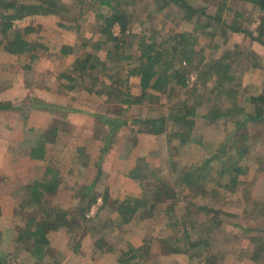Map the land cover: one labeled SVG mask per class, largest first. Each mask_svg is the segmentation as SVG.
<instances>
[{
	"label": "rangeland",
	"instance_id": "1",
	"mask_svg": "<svg viewBox=\"0 0 264 264\" xmlns=\"http://www.w3.org/2000/svg\"><path fill=\"white\" fill-rule=\"evenodd\" d=\"M58 1L66 11L62 15L36 16L15 23L16 29L33 28L34 32L28 36V40L36 48L37 59L33 63H30V55L17 58L0 51V83L8 84L10 76H13L8 74L9 71H16V74L19 72L16 76L21 80L20 89L13 90L14 95L20 96L5 98L11 108L19 109L15 112L18 115L13 114V127L16 124L20 126V123L21 126L25 125L20 120V115L29 117L32 124H42L37 112L29 107L30 105L39 111L36 103L42 102V95L45 96V102L48 101V104L60 108L57 110L58 113L53 111L43 123L46 129L44 134L42 133L46 159L43 162L24 164L23 169L20 168L21 170L12 176H0V208L3 214V218L0 217V227L1 225L8 227L4 232L0 231V264H9L7 258L9 253L14 251L15 246L21 245L13 244L17 233L15 231L24 228L31 217H34V211H39L29 208L20 211L17 207L26 195L27 186L35 179L46 177L47 167H52L53 171H56L57 179H62L67 190L81 197L77 201H69L67 194L65 201L62 193V196L56 193L44 198L43 205L46 208L61 207V210L63 208L67 214L65 219L71 225L47 234L48 255L45 256L42 264H56L58 252L55 249L59 243L64 242L70 234L69 243L75 244L76 237L80 236L77 232L74 237L75 228H80L79 231L84 234L85 229L90 230L89 224L93 225V232L100 230L101 235L109 234L113 230L115 232L112 240L115 242L116 252L112 253V257L107 261L103 259L101 264H122L120 261L136 264L130 261V256L127 254L132 251L128 250L127 244H130L128 241L136 245L138 242L141 244L139 251L144 257L141 260L142 264H264V122L246 123V126L241 128L242 126L239 127L234 123L235 121L243 123L244 117L240 115H236L234 121L231 118H220L208 122L201 117L210 109L223 113L240 107L247 113L252 112L251 104L245 103L243 99L264 91V46L252 41L251 37L245 34L227 33L226 37L215 36L213 39L210 36H203L201 30H194L193 20L187 22L182 14L173 10L174 8L156 14L154 6L156 0H125L123 4H127L125 5L127 13H133L128 29L131 34L139 36L143 31L152 28L167 32L170 27L176 33L193 32L198 40L196 49L200 51L194 62L196 64L203 57V65L208 67L218 61L222 55H226L223 62L229 65L228 74L231 80L226 84L225 90L231 91L235 100L228 99L226 94L219 96L215 90L210 93L213 81L203 85L200 73L190 69L185 81L186 88L172 92L169 105L165 104V108L160 102L147 101L143 105L132 106L133 108H129L126 115L118 116V104L110 98L88 94L82 90L79 82L75 83L77 86L73 91H68L65 89L68 84L62 79L58 80L59 74L68 71L77 57H82L84 51L90 50V47L82 48L84 42L88 41L92 44L100 39L101 22L96 15L97 12L109 14V11L105 7H99L95 0ZM186 1L192 7L204 10L207 15H214L220 0ZM223 1L227 8L230 7L242 14L239 19L242 28L253 31L255 37L262 33L261 37L264 39L263 14L242 0ZM112 30L118 35L117 25ZM1 37L0 35V39ZM63 45L73 47L74 54L69 56L60 54L59 49ZM111 46L107 44L97 53L100 60L105 59L106 52ZM28 64H31L30 70L21 68L22 65ZM191 76L194 80L189 82ZM105 82L108 83L107 80ZM86 83L90 84L88 81ZM100 84L101 82H94L93 85L98 88ZM129 85L131 93L138 96L141 91L139 79L130 78ZM21 89L24 91L20 92ZM195 102H199L201 106L196 109L194 126L188 143L181 144L178 138L172 137L178 130L169 122L166 123V131L158 136L144 132L146 128L137 124L138 120L158 119L169 113L163 109L172 108L176 111L179 106L191 107ZM70 110L75 112H68ZM70 113L77 114L78 125L70 122L68 118ZM118 119L126 120L128 126L116 127L114 132L111 120ZM26 128V126L21 127L22 135L23 133L26 135ZM244 134L248 136L244 143L247 147L250 143L249 148L243 160H236L235 147L240 146L241 136ZM47 138L50 142L46 141ZM108 140L111 145L108 153H115V157L119 155L121 158L117 157V159L123 162V166L125 164L122 156L124 155L125 161H128L134 147L139 146L140 143L154 142L158 150L163 152L165 159L151 156L146 158L145 164L138 162L134 171H129L125 167L126 173L132 172L138 177L134 179L137 193L130 192V199L139 198L146 204L144 209H140L134 216L143 217V220L136 222L138 224L136 227L141 226L140 233H130L133 230L131 229L133 225L130 227V223L123 224L126 226L119 228L117 221L115 222L117 215L109 217L111 222L107 227L99 228L97 224L101 220L97 219L96 215L93 217L94 205L86 212V221L79 217L80 211H86L91 196H96L99 191L97 187V191L94 190L93 194L90 192V195L83 198V192L89 188L90 182L94 179V170L85 173L84 168L91 163L100 164ZM245 145H241V149ZM222 150L224 155H221ZM215 154L221 156V159L224 156H234L235 160L232 159V162H238V165L245 169V174L237 175L239 184L235 187L231 186L229 189L221 187L228 185L231 175L235 174L232 173L233 163L229 162V158L225 162L227 164L221 167L222 161L214 158ZM25 158L26 154H24ZM153 160L156 161V165ZM207 161L208 164L205 166L209 171L206 181L186 187L182 179L183 173L190 171L192 167L203 166ZM80 166L83 168L78 169ZM93 168L96 169V165ZM98 178L95 181L96 186L102 183ZM165 191L169 194L166 195ZM99 195H102L101 192ZM105 195L109 196L108 192ZM98 198L101 199L100 196ZM202 207L205 211L198 210ZM106 208L109 213L117 212L114 204ZM170 210L178 221L176 227L168 228L164 232L156 231L159 225L168 223ZM145 217L147 219H144ZM120 218L117 217L118 221L121 220ZM40 219L41 217L38 216L35 221ZM184 228L188 233V240ZM207 229L210 231L207 232ZM247 229L250 231H246ZM100 234L97 233L96 241L93 240L95 238L83 236L81 252L87 254L88 258L93 253V247L101 251L107 249L108 244H105L102 238L99 239L101 241H97ZM123 234L127 235L123 236ZM200 234H206L208 247L200 245L197 249H191L190 244L197 241ZM175 239L179 241L174 242ZM108 240L112 241L110 238ZM165 240L167 243L163 242ZM172 248H179L181 251L170 254ZM261 249L262 253L258 254L257 261L251 260ZM19 258H22L20 264H23L24 260L28 264H35L34 260L28 254L25 256L24 252L19 254Z\"/></svg>",
	"mask_w": 264,
	"mask_h": 264
},
{
	"label": "trees",
	"instance_id": "2",
	"mask_svg": "<svg viewBox=\"0 0 264 264\" xmlns=\"http://www.w3.org/2000/svg\"><path fill=\"white\" fill-rule=\"evenodd\" d=\"M95 1L98 2L99 7H105L109 11V14L104 15L97 12L96 17L101 22L99 26L100 39L92 44L88 41L84 42L81 45L82 48L87 49V47H90V50L84 51L82 57H77L68 71L59 74L58 80L62 79L68 84L65 89L73 91L77 86L75 83L79 82L82 90L88 94L110 98L116 102L118 104V116H124L132 106L143 105L147 101L160 102L163 108H165V104L168 106L172 92L186 88V77L190 69H194L200 73V80H202L203 85H206L209 81H213V88L210 90V93L215 90L219 96L226 94L228 99L235 100L233 99L234 95H231V91L225 90L226 84L231 80V76L228 74L229 65L223 62L226 55H222L210 67L203 65V57L195 64L194 59L200 51L196 49L198 40L193 32L176 33L171 27L167 29V32H164L163 29L157 31L152 28L143 31V34L139 36H135L128 31L133 13H127L125 7L127 4H123L125 0ZM242 1L249 3L264 16V0ZM154 4L156 14H161L166 9L174 8L173 10L182 14L183 19L187 22L193 20L194 30H201L203 36H210L213 39L215 36L226 37L227 33L245 34L250 36L252 41L264 46V39L261 37L262 33H259L255 37L253 31L242 28L239 21L242 14L237 10H232L230 7L227 8L223 0H220L217 4L214 15H207L204 10L192 7L186 0H156ZM64 11V6L58 0H39L38 2H33L32 0H0V35L2 36L0 39V51H4L9 56L17 58L30 55V63H33L37 59V55H35L36 48L28 40V36L34 32L33 28L16 29L15 23L36 16H60ZM227 12L228 14H225ZM224 15L226 18H224ZM115 25L119 28L118 35H115L112 30ZM107 44H111L112 46L107 50L105 59L100 60L97 53L103 50ZM74 52L75 49L67 45H63L59 49V53L65 56L72 55ZM30 66L31 64L22 65L21 68L25 70L29 69ZM132 77L139 79L141 91L138 96L131 93L129 79ZM86 80L90 84L86 83ZM94 82H101V84L96 88L93 85ZM243 100L245 103L251 104L253 107L252 112L247 113L240 107L223 113L210 109L201 117L208 122H214L220 118H231L234 121V117L240 115L244 117L243 123L240 124L238 121L234 123L239 125V127L242 126L241 128L246 126V123L262 124L264 122V91L256 96L245 97ZM36 106H45L52 110L60 109L46 102H38ZM199 106L201 104L195 102L191 107L187 105L179 106L176 111L171 107L169 110L166 108L163 110L167 113L169 112L168 114H164L158 119L138 120L137 124H141L144 129L146 128L145 130L143 129L144 132L158 136L166 131V123L169 122L173 127H177L178 130L177 133H173L172 137L178 138L181 144H185L188 143V138L194 126L193 118L196 116V109ZM9 108L8 105L0 103V110H8ZM68 112H75V110ZM131 122L134 123V121ZM111 124L114 125V132L116 127L128 126L127 121L123 119L111 120ZM241 138L242 141L239 147L234 144L236 146V160H243L250 144L248 142L247 147L244 143L245 139L248 138L246 134L242 135ZM109 140L106 141L107 144L103 152L110 146ZM46 141H49V138ZM44 142L43 137L39 139L38 145L32 150V159H45ZM241 145H245V147L241 149ZM221 155H224L223 150ZM214 158L222 161L221 167L229 158V162L233 163L232 173L235 174L231 175L228 185L218 184L225 189H229L231 186L235 187L239 184L237 175L245 174L246 171L242 169L240 164L238 165V162H232L234 156H224L221 159V156L215 154ZM207 164L208 161L203 166L192 167L190 171L183 173L182 179L186 187L198 185L206 181V176L209 171V168L205 166ZM131 175H134L132 177L133 179H138L137 175L132 173ZM45 176L42 180L34 181L33 184L27 186L26 195L17 207L20 211L26 210L27 208L29 210L37 209L39 211H34V217H31L29 223L24 228L15 231L17 233L13 244L14 246L21 245L15 246V248L13 247L14 251L9 253L7 257L9 264H20L22 258H19V254L22 252L25 253V256L28 254L34 260L35 264H42L45 256L48 255L49 243L47 234L71 225L65 219L67 214L63 208L62 210L60 209L61 207L48 209L43 205L45 203L44 198L49 194H54L59 180L56 177V171H53L52 167L46 168ZM164 193L166 195L169 194L167 191ZM87 195L85 194L83 198H86ZM105 196L101 199L103 205L107 203L108 196ZM97 200V195L91 196V199L87 203L86 211H80L79 217L81 220L86 221V212L97 203ZM113 204L116 206V211L121 217L120 223H122V226L123 224L130 223L135 214L140 209L143 210L146 205L139 198H128L122 202H114ZM198 210L205 211V208H198ZM172 213V210L168 212L167 222L169 228L176 227L178 223ZM38 216L41 219L35 221V218ZM194 226L193 224L192 227L194 228ZM183 230L186 240H188V233L185 228ZM206 231L208 232L210 230L207 229ZM246 231L250 230L247 229ZM178 241V239H175L174 242ZM206 241V234L201 235L197 241L190 244V248L197 249L200 245H206L208 247ZM163 242L167 243L166 240ZM180 251L179 248H172L169 252L170 254H175L180 253ZM261 253L262 249L251 260L257 261L259 258L258 254ZM127 254L130 256V261L136 262V264H140L141 260L144 259L139 250L130 251ZM23 264L28 263L24 260Z\"/></svg>",
	"mask_w": 264,
	"mask_h": 264
},
{
	"label": "crops",
	"instance_id": "3",
	"mask_svg": "<svg viewBox=\"0 0 264 264\" xmlns=\"http://www.w3.org/2000/svg\"><path fill=\"white\" fill-rule=\"evenodd\" d=\"M31 69V68H30ZM29 69V70H30ZM19 70V68L17 69V71ZM14 73V74H13ZM19 72H17L18 74ZM10 75V79L8 81V84H4V83H0V103L4 104V105H8L10 107L9 104H7L9 101L5 100L6 97H10L14 95V91L13 90H18L19 88V84H21V80L18 77L17 78V74L16 71H9ZM16 77V79H15ZM18 82V83H17ZM13 83H17L16 85H14ZM24 91L23 89H21L20 92ZM26 93V91H25ZM14 96H20L19 94L14 95ZM42 98V102H45V96H41ZM46 103H48V101H46ZM50 104V103H49ZM29 107L31 109H33L32 111H34L35 113L37 112V115L39 118H41L42 124H32L31 121L29 120V117L27 118V116L22 117V115H20V120H22L25 125L23 124L21 126L22 123H20V126L18 124L15 125V127H13L14 125L12 124V121H14V115H18L17 113H15L16 111H19V109L17 108H9L8 110H0V176L4 177H8V176H12L15 174V172H18V170L20 171L22 168V166L24 164H29L31 162H43L44 160H35L31 158V153L32 150L38 145L39 139L42 138L43 136V132H45V126H44V122L47 120V117L50 116V114L54 113H58L57 110H52L49 108H46L45 106L39 107L38 109H40L39 111L34 109L33 107H31L29 105ZM133 108V107H132ZM69 120L70 122L78 125L76 122L78 116L77 114H71L69 115ZM31 119H33L31 117ZM29 120V121H28ZM80 121V120H79ZM27 122V123H26ZM81 124V122H80ZM79 124V126H80ZM27 127L26 128V135L21 134V127ZM43 133V134H42ZM111 146V145H110ZM109 149L110 147L106 148V151L104 152L105 155H102L100 164L98 165L97 163H91L89 164V166H87L85 169V173L87 172H93V176L94 179L92 182H90V186L88 189H86L83 192V196L85 194L90 195V192L93 194V191L96 190L97 191V187L98 190L97 191V195L98 197L100 196L101 199H103L105 195V193L108 192V197H107V203L105 205L102 204V200L100 198H98L97 203L93 206V208L95 209V213L93 215V217L96 215L97 219L101 220L99 224H97V226L100 228L101 226H103L104 228L108 226L109 222V217L112 215V217H114L115 215H117V217H120L119 214L117 212H113V213H109L107 208H109V205H112L113 202H122L128 198H130L131 194L130 192H133L134 194L137 193V190L135 189L136 183L134 184V179L132 178L133 176L131 175V173L128 174V172L126 173V168L129 169V171H134L136 169V164L138 162L145 164V160L148 157L151 156H155V157H162V159H165L163 156V152L162 150L159 151L157 144L154 142H144V143H140L139 146L134 147V150L132 151L133 153L129 156L128 161H125V156L123 155V161L125 166H123V162L118 160L117 157H119V155L117 157H115L114 154H109ZM108 153V154H107ZM21 154V155H20ZM24 154H26V158L24 159ZM107 154V155H106ZM119 154V153H118ZM121 158V157H119ZM26 162V163H25ZM152 162V161H151ZM153 163L156 165V161L153 160ZM36 164V163H35ZM38 164V163H37ZM96 165V169L93 168V166ZM77 167V166H76ZM126 167V168H125ZM140 167V166H139ZM21 168V169H20ZM83 166L78 167V169H82ZM46 172V170H45ZM43 175V174H42ZM100 175V176H99ZM5 177V178H6ZM100 178V180H102V183H99L98 186H96V179ZM1 178V177H0ZM98 178V179H99ZM41 179H35L34 181H39L42 180ZM99 180V181H100ZM33 181V182H34ZM137 181V180H136ZM33 184V183H31ZM30 184V185H31ZM134 184V186H133ZM104 186V189H102V187ZM138 188V187H137ZM102 189V191H100ZM71 191V190H70ZM69 190L66 189L65 184H63L62 179L58 180V187L56 188L54 195L56 193H58V195H64V200L66 201L67 199V194H68V199L69 201H77L80 199L81 196H78L76 194H73V192H70ZM101 192L102 195H99V193ZM61 195V196H62ZM87 195V196H88ZM63 206V205H62ZM65 208V206H64ZM104 210V211H103ZM114 214V215H113ZM3 214L0 215V217H2ZM117 217H115V222L117 224V226L120 227H125L126 225H121L117 219ZM3 218V217H2ZM143 217H134L131 221H130V227L133 225V227L131 229H133L130 233H140L141 232V226L139 225L138 227H136L138 224L136 222H139V220H143ZM144 219H147L146 217ZM90 221H88L89 224ZM93 225L89 224V228L90 230L85 229V233L82 234L80 228L76 227L74 230V237L76 236L75 234L78 232V234H80V236L76 237V243L75 244H70L69 243V236L70 234H68V237H66V239L64 240V242H60L59 245L57 246V248L55 249L57 255H56V264H83V260L85 261L84 264H101V261L104 259L105 261L108 260V258L112 257V253L115 254L116 250H115V242L112 240L113 236L115 235V232L113 230V232H110L108 235L104 234L101 235L100 234V230H97L96 232H93ZM1 232H4V230H7V226L1 225ZM82 228V227H81ZM169 228L168 223L167 224H162L159 225V227L156 228V231L161 230L162 232H164L166 229ZM130 229V228H129ZM126 229V230H129ZM152 230V228L150 229ZM61 232V231H60ZM97 233H99L100 235H98V239L97 241H101L99 240L100 238H102V240L104 241V243L108 244L106 245V248L104 251L98 250L97 248L93 247V253L89 256L85 254L84 252H81V247L83 246V244L81 243V241L83 240V236L87 235L89 236V238H95ZM127 235V234H123ZM110 236V237H109ZM111 239L112 241L109 242L108 239ZM80 240V242H79ZM96 241V238L93 239ZM127 244L128 245V250H132V251H136L139 250L140 248V243L138 242L137 245L136 243H133L131 241H128ZM77 244V245H76ZM121 259V258H120ZM119 259V261H120ZM118 260V258H117ZM122 264H126V261H120ZM103 264V263H102ZM106 264V263H104Z\"/></svg>",
	"mask_w": 264,
	"mask_h": 264
},
{
	"label": "built area",
	"instance_id": "4",
	"mask_svg": "<svg viewBox=\"0 0 264 264\" xmlns=\"http://www.w3.org/2000/svg\"><path fill=\"white\" fill-rule=\"evenodd\" d=\"M194 79L192 78V76L190 77V81L189 82H192Z\"/></svg>",
	"mask_w": 264,
	"mask_h": 264
}]
</instances>
